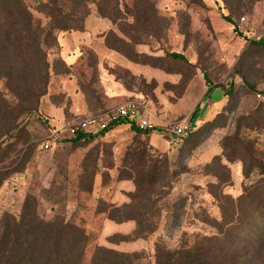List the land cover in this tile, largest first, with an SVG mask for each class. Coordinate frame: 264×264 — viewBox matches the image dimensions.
<instances>
[{"label":"rangeland","instance_id":"obj_1","mask_svg":"<svg viewBox=\"0 0 264 264\" xmlns=\"http://www.w3.org/2000/svg\"><path fill=\"white\" fill-rule=\"evenodd\" d=\"M16 1L0 0V234L6 214L30 234H79L61 229L75 226L87 235L82 264L98 248L156 264L158 245L205 243L243 185L260 179L244 170L264 163V47L251 44L264 39V0H21L29 30ZM86 32L107 54L87 50L71 73L62 39ZM131 100L157 133L120 125L91 142L50 144L36 117H21L36 110L75 124ZM192 121L196 132L172 143L165 129ZM154 166L160 183L139 193L137 170ZM128 217L149 226L141 234ZM57 237L71 251L72 236Z\"/></svg>","mask_w":264,"mask_h":264},{"label":"trees","instance_id":"obj_2","mask_svg":"<svg viewBox=\"0 0 264 264\" xmlns=\"http://www.w3.org/2000/svg\"><path fill=\"white\" fill-rule=\"evenodd\" d=\"M8 2L14 3L12 0H8ZM10 8L14 9L12 11L18 18L25 21V29L29 30L33 21L22 1L17 0L16 5L10 4ZM223 19L234 27L236 33H240L237 24L231 17L223 15ZM59 30L68 31L69 29ZM70 30L71 32L74 31L73 28ZM251 44L264 47V39L252 41ZM168 56L173 60L188 63L182 54L170 53ZM224 95L230 97L231 91H226ZM26 114L25 116L24 112L22 113L23 120L36 117L51 134L53 129L50 121L39 116L36 110H29ZM120 125H127L132 131L140 132L133 124L120 120L109 126L99 136L87 137L78 134L63 142L71 145L91 142ZM195 132L196 128L191 136ZM253 164L251 169L244 170V176L249 179L253 171H258L260 179L243 185L241 195L228 205L230 210H222L221 229L210 236H206L205 243L199 245L196 242L193 246H182L176 250H169L158 245L156 264H264V163L254 160ZM159 169L155 166L151 167L150 173L147 167L137 170L136 187L139 193L145 192V187L151 188L160 183ZM132 201H137V196H134ZM127 220L136 221L137 230L141 234L144 233V228L149 226H145V222L139 217H128L125 221ZM67 228L79 234H44L47 237L45 238L43 234H30V231L14 216L4 215L1 221V229L4 230V234H0V264H71L72 258H74L73 264H82L84 250L80 245L87 241V235L75 226L67 225L61 229L67 231ZM59 235L72 236L71 251L55 244ZM52 236H56L54 237L55 241L50 239ZM139 237L141 236L136 234V238ZM41 241H44L45 247L39 249L37 247ZM242 246L246 247L244 248L247 249L248 254L242 252ZM138 256L135 253L126 254L98 248L93 256L92 264H133L135 260L140 259Z\"/></svg>","mask_w":264,"mask_h":264},{"label":"built area","instance_id":"obj_3","mask_svg":"<svg viewBox=\"0 0 264 264\" xmlns=\"http://www.w3.org/2000/svg\"><path fill=\"white\" fill-rule=\"evenodd\" d=\"M144 103L139 100H131L123 105L117 106L108 113L90 116L81 122H77L70 126L64 127L62 130H57L54 126L53 131L49 136L50 144L63 142L72 137L82 134L84 136H99L100 133L106 131L109 126L120 121L125 120L133 124L142 133H157L158 130L147 120L143 119L142 113L144 111ZM195 127L193 123H183L179 126H173L165 129L171 137L174 144H180L187 140L193 133ZM49 145H46L48 148Z\"/></svg>","mask_w":264,"mask_h":264},{"label":"crops","instance_id":"obj_4","mask_svg":"<svg viewBox=\"0 0 264 264\" xmlns=\"http://www.w3.org/2000/svg\"><path fill=\"white\" fill-rule=\"evenodd\" d=\"M91 35L93 34L89 32H86L85 34H80L79 36L76 34H68L67 36H64V38L62 39V55L61 56H62L64 64L70 70L71 73L78 72L81 69L80 65L85 64L87 57L84 56V53L87 50L95 49L96 52L94 53L97 55V52H98L100 56L107 54V51L105 49H102L101 43H98L96 45L94 44L95 41H93V39L89 37ZM84 36H86V38H84ZM97 46L101 47L99 51H97L96 49ZM98 60L100 61V63H102L101 58H98ZM132 71L136 73L137 69L133 67ZM75 93L76 95H82V93L80 92H75ZM213 93H216V91L213 90L209 96H211ZM106 94H108V91L106 92ZM218 95L220 97V94L218 93L215 96H218ZM83 105H84L83 107L87 106L85 105V102L83 103ZM71 111L73 112V110ZM192 123L194 125L197 123V121H192ZM50 124L54 127H57V130L59 129L62 130L64 127L70 126L73 123H66L60 120H54V121H51Z\"/></svg>","mask_w":264,"mask_h":264}]
</instances>
